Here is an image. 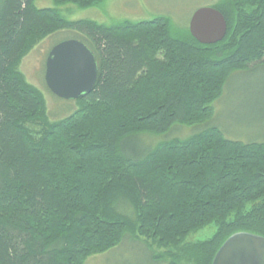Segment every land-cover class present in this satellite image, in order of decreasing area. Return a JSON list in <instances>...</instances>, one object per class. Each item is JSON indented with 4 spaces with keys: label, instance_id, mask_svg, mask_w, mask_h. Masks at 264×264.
<instances>
[{
    "label": "trees",
    "instance_id": "obj_1",
    "mask_svg": "<svg viewBox=\"0 0 264 264\" xmlns=\"http://www.w3.org/2000/svg\"><path fill=\"white\" fill-rule=\"evenodd\" d=\"M36 2L0 0V264H85L130 241L152 264H212L231 235L264 236V128L245 141L218 126L153 147L141 138L209 121L236 72L264 67V0L209 5L228 24L213 44L168 14L105 24ZM61 30L99 72L77 109L52 119L21 64ZM210 225V238H191Z\"/></svg>",
    "mask_w": 264,
    "mask_h": 264
},
{
    "label": "rangeland",
    "instance_id": "obj_2",
    "mask_svg": "<svg viewBox=\"0 0 264 264\" xmlns=\"http://www.w3.org/2000/svg\"><path fill=\"white\" fill-rule=\"evenodd\" d=\"M215 1L105 0L102 5L92 8H80L72 3L56 5L53 0H37L36 3L39 7L59 8L71 20L93 19L110 24L114 20L126 18L147 19L160 13L170 15L176 24L189 25L190 18L198 7L209 6ZM73 33L72 30H61L45 38L24 58L21 64V70L27 79L44 93L52 119L65 117L78 107L76 100L56 96L45 81L47 54L54 45L73 38ZM231 82H235L232 91L226 88L222 97L214 102L212 119L193 125L176 124L170 131L163 134H142L143 144L145 143L146 147H153L172 138H187L210 126H218L223 131H228L231 136L226 135L231 139L240 140L242 137L241 140L245 141L248 139L245 136L256 135L259 128H264V94L261 91L264 84V67H258L252 71L236 72ZM215 230V226L210 225L194 233L191 238L206 240L214 234ZM123 243L107 253L90 257L85 264H152L148 260L144 245L134 241Z\"/></svg>",
    "mask_w": 264,
    "mask_h": 264
},
{
    "label": "water",
    "instance_id": "obj_3",
    "mask_svg": "<svg viewBox=\"0 0 264 264\" xmlns=\"http://www.w3.org/2000/svg\"><path fill=\"white\" fill-rule=\"evenodd\" d=\"M189 29L201 43L213 44L224 39L228 24L220 10L201 6L193 12ZM98 72L94 52L79 39H67L50 50L45 81L56 96L77 100L93 91ZM212 264H264V236L249 232L231 235L218 250Z\"/></svg>",
    "mask_w": 264,
    "mask_h": 264
}]
</instances>
